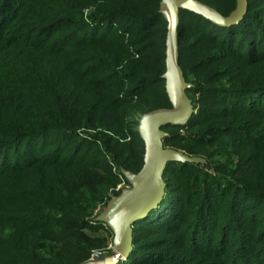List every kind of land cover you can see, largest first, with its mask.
<instances>
[{"label":"trees","instance_id":"1","mask_svg":"<svg viewBox=\"0 0 264 264\" xmlns=\"http://www.w3.org/2000/svg\"><path fill=\"white\" fill-rule=\"evenodd\" d=\"M247 1L228 27L180 10L194 114L163 144L207 164H168L118 264H264V0ZM161 4L0 0V264H87L103 248L93 213L143 170L140 120L172 109Z\"/></svg>","mask_w":264,"mask_h":264},{"label":"water","instance_id":"2","mask_svg":"<svg viewBox=\"0 0 264 264\" xmlns=\"http://www.w3.org/2000/svg\"><path fill=\"white\" fill-rule=\"evenodd\" d=\"M180 10L196 13L216 25L228 27L239 24L245 18L248 1L237 0V10L225 18L195 0H162L161 14L169 23L170 31L167 41V73L164 80L172 109L157 110L143 117L139 133L145 144V165L138 175L126 172V177L135 186V190L113 199L105 214L99 218V221L108 224L114 233L115 253L124 258L133 251V225L163 201L166 187L163 176L168 164L200 162L199 159H191L183 153L165 149L163 144L168 136L162 131L163 127L185 126L194 114L192 103L186 96L190 85L186 83L179 64ZM118 262L119 260L112 259L107 264Z\"/></svg>","mask_w":264,"mask_h":264},{"label":"rangeland","instance_id":"3","mask_svg":"<svg viewBox=\"0 0 264 264\" xmlns=\"http://www.w3.org/2000/svg\"><path fill=\"white\" fill-rule=\"evenodd\" d=\"M199 160H200L199 164H201L202 166H205V164H207L206 161H204L203 159H199ZM126 172L127 171H123L125 178L119 175V179L121 182L115 189V192L114 191L111 192V198H112L111 202L113 199L119 198L123 193L132 192L135 190V186L132 184L130 179L126 177ZM116 194H118V196ZM110 203L104 207L99 206L94 211L93 219H91L90 225L94 226L95 228L92 229L91 231L90 230L86 231V234L88 235L89 238L103 242V248L100 249L99 251H96L87 264H107V262L112 259L113 260L117 259L119 260V262L126 260V258L118 255L114 251L115 236L112 230L110 229L109 225L99 221V218L105 214V211L107 210Z\"/></svg>","mask_w":264,"mask_h":264}]
</instances>
